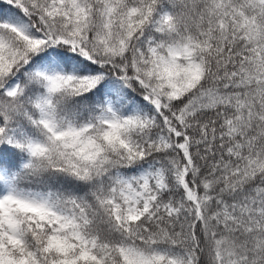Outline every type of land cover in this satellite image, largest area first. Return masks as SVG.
<instances>
[{"label":"snow or ice","instance_id":"obj_1","mask_svg":"<svg viewBox=\"0 0 264 264\" xmlns=\"http://www.w3.org/2000/svg\"><path fill=\"white\" fill-rule=\"evenodd\" d=\"M0 264H264V0H0Z\"/></svg>","mask_w":264,"mask_h":264}]
</instances>
